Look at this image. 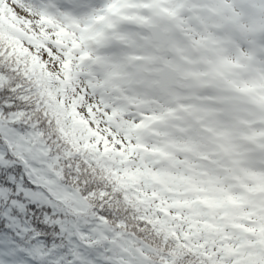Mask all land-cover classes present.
Instances as JSON below:
<instances>
[{
	"label": "snow or ice",
	"instance_id": "6c2138e0",
	"mask_svg": "<svg viewBox=\"0 0 264 264\" xmlns=\"http://www.w3.org/2000/svg\"><path fill=\"white\" fill-rule=\"evenodd\" d=\"M0 104V264H264V0H0Z\"/></svg>",
	"mask_w": 264,
	"mask_h": 264
},
{
	"label": "trees",
	"instance_id": "16d2710c",
	"mask_svg": "<svg viewBox=\"0 0 264 264\" xmlns=\"http://www.w3.org/2000/svg\"><path fill=\"white\" fill-rule=\"evenodd\" d=\"M0 110H4L6 111V109L3 108V105L0 104ZM9 117L12 116V113H8ZM8 131V121H4L2 123H0V132H4L5 134H7ZM0 143H2V141H0ZM27 172V169H24L23 166H21V173H22V177L19 180L20 184H23V174Z\"/></svg>",
	"mask_w": 264,
	"mask_h": 264
},
{
	"label": "rangeland",
	"instance_id": "374dc122",
	"mask_svg": "<svg viewBox=\"0 0 264 264\" xmlns=\"http://www.w3.org/2000/svg\"><path fill=\"white\" fill-rule=\"evenodd\" d=\"M100 259H104V257H103V256H101V257H100Z\"/></svg>",
	"mask_w": 264,
	"mask_h": 264
}]
</instances>
